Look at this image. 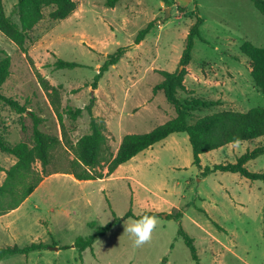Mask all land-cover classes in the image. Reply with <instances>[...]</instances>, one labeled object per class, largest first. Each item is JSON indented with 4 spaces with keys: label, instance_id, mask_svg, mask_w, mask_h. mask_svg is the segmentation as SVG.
<instances>
[{
    "label": "rangeland",
    "instance_id": "obj_1",
    "mask_svg": "<svg viewBox=\"0 0 264 264\" xmlns=\"http://www.w3.org/2000/svg\"><path fill=\"white\" fill-rule=\"evenodd\" d=\"M68 18L52 21L51 9L31 32L25 47L30 59L0 32V59H11V74L1 94L26 104L42 119L40 131L75 143L89 133L85 110L75 121L64 110L85 109L93 100L92 115L106 126L115 153L123 136L144 134L175 116L163 93L153 94L161 81L156 71L170 73L179 61L190 27L203 20L201 39L194 40L191 62L178 97L213 103L191 112L188 124L221 112H247L264 107V96L250 75V62L240 46L249 41L264 48V16L247 0H74ZM17 0H2L8 20L19 27ZM182 8V10L179 9ZM169 16L166 17V11ZM150 22L154 27L141 44L137 34ZM124 48L119 62L92 83L107 56ZM3 52V53H1ZM57 60L80 67L54 69ZM40 73L60 94L62 120L55 114L36 77ZM32 120L0 101V135L10 144L32 143ZM264 145V137L229 144L200 156L193 164L192 146L184 133L172 134L138 153L102 180L78 181L55 174L41 182L16 210L0 217V248L43 243L45 250L0 259V264H264V182L205 167L234 164L247 151ZM72 154L61 146L50 167L61 171ZM14 157L0 152V167L8 169ZM40 169L39 164L36 165ZM251 173H264V155L249 161ZM5 173L0 172V183ZM131 211L134 218H124ZM145 213L159 217L147 243L137 247L125 228ZM178 215V218L176 216ZM120 219L92 249L73 247L98 227ZM94 223L95 226L90 225ZM182 230L193 240L194 261ZM58 248V250H56Z\"/></svg>",
    "mask_w": 264,
    "mask_h": 264
},
{
    "label": "trees",
    "instance_id": "obj_2",
    "mask_svg": "<svg viewBox=\"0 0 264 264\" xmlns=\"http://www.w3.org/2000/svg\"><path fill=\"white\" fill-rule=\"evenodd\" d=\"M168 2V0H161ZM252 3L254 8L264 16V0H247ZM117 0H108L107 5L114 7ZM19 27L13 25L7 18L2 0H0V32L11 42H13L20 54L30 61L26 42L30 39V32L44 20V11L51 9L48 18L52 21H61L68 18L77 8L74 0H17L16 3ZM180 10L182 8L179 7ZM154 22H150L141 30L135 38V46L139 45L154 27ZM203 20L197 16L196 22L190 27L182 55L179 61V69L173 73L167 71H156L161 77V81L153 87V94L162 92L166 102L173 107L175 116L167 122L156 126L153 130L144 134H127L122 137L117 151L114 153L111 149L109 138L106 134V126L102 120L94 117L92 114L93 100L85 109L67 108L64 114L72 121L81 117L85 110L89 113V133L80 137L75 143L70 142L64 134L62 139L57 136L46 134L39 129L42 119L37 117L34 112H29L25 105L5 97L1 94V87L11 74V59L6 54L0 59V101L8 106L17 115L28 113L31 117L32 143L20 141L14 144L3 139L0 135V152L14 157L15 163L8 169H2L5 173L4 180L0 183V217L16 210L21 204L35 191L41 182L51 175L68 174L78 181L102 180L110 177L115 170L122 164L128 162L156 143L165 140L172 134L184 133L187 135L192 146L193 164L200 167V156L208 152L218 150L229 144L240 142H251L264 137V107L250 109L247 112L221 111L196 120L193 124H188L189 114L195 110L208 108L213 103H207L198 99H180L178 92H184L185 76L188 74L187 68L191 62L194 40L201 39L200 27ZM203 40V39H201ZM240 52L250 62V75L255 87L264 96V48L255 46L249 41H245L240 46ZM3 53V52H1ZM125 49L121 48L113 55L107 56L105 62L100 67L93 83L92 88L97 89V83L109 68L115 66L124 55ZM54 69H72L80 67L74 62H65L57 60L53 65ZM36 72L37 80L42 90L47 94L50 104L59 120H62L60 108L59 89L54 87ZM64 146L71 152L72 159L68 161L66 168L57 171L52 170L55 153ZM264 155V145L258 146L252 151H247L240 156L234 164H218L212 168L205 167L202 176H207L215 172H229L239 174L241 177L251 181H263L264 173H251L246 169L249 161ZM39 164L40 169L36 167ZM153 216V213H145L143 216ZM134 218L131 211L127 212L126 218ZM178 218V215L176 216ZM120 219L115 218L113 222L98 227L94 234L87 238L79 237L73 247L76 248L80 256L82 252L93 246L94 240L107 232ZM94 227L95 224L90 225ZM179 234L184 238L185 244L190 250L191 257L198 262L196 249L193 240L182 230ZM47 248L43 243H31L30 245L19 247L17 245L0 248V259L14 255H25L35 251L45 250ZM166 259L162 261V264Z\"/></svg>",
    "mask_w": 264,
    "mask_h": 264
},
{
    "label": "clouds",
    "instance_id": "obj_3",
    "mask_svg": "<svg viewBox=\"0 0 264 264\" xmlns=\"http://www.w3.org/2000/svg\"><path fill=\"white\" fill-rule=\"evenodd\" d=\"M159 217L145 215L139 220L134 221L125 228V232L134 237V243L137 247L151 240L154 230L158 226Z\"/></svg>",
    "mask_w": 264,
    "mask_h": 264
},
{
    "label": "water",
    "instance_id": "obj_4",
    "mask_svg": "<svg viewBox=\"0 0 264 264\" xmlns=\"http://www.w3.org/2000/svg\"><path fill=\"white\" fill-rule=\"evenodd\" d=\"M169 16V11L167 10L166 11V17H168ZM56 250H58V248H56Z\"/></svg>",
    "mask_w": 264,
    "mask_h": 264
},
{
    "label": "crops",
    "instance_id": "obj_5",
    "mask_svg": "<svg viewBox=\"0 0 264 264\" xmlns=\"http://www.w3.org/2000/svg\"><path fill=\"white\" fill-rule=\"evenodd\" d=\"M141 43H142V42H141ZM141 43H140V44H141ZM136 46H138V45H136ZM168 137H169V136H168ZM168 137H167V138H168ZM14 163H15V161H14L12 164H14ZM126 163H127V162H126ZM124 164H125V163H124ZM122 165H123V164H122ZM116 170H117V169H116ZM116 170H115V171H116ZM114 173H115V172H114ZM114 173H113V174H114Z\"/></svg>",
    "mask_w": 264,
    "mask_h": 264
}]
</instances>
